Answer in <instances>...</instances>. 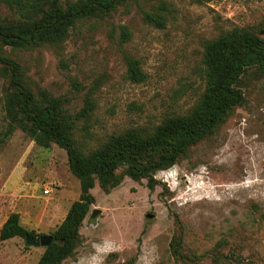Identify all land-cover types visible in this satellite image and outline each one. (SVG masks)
Wrapping results in <instances>:
<instances>
[{"label":"rangeland","instance_id":"obj_1","mask_svg":"<svg viewBox=\"0 0 264 264\" xmlns=\"http://www.w3.org/2000/svg\"><path fill=\"white\" fill-rule=\"evenodd\" d=\"M66 8L73 0H59ZM159 14L163 25L145 19ZM25 19L0 2V24ZM233 27L264 36V0H125L76 19L64 35L3 45L22 82L59 99L83 150L129 128L151 129L187 113L202 94L203 46ZM134 57L146 78H127ZM234 106L176 163L148 179L123 178L105 191L94 176L93 203L72 253L61 264H264V63L250 67ZM0 76V136L9 122ZM88 108L87 115L83 110ZM43 188L50 193L44 194ZM80 195L66 150L35 143L18 124L0 148V228L11 212L35 236L51 234ZM94 208L100 210L91 217ZM44 247L0 239V264H36Z\"/></svg>","mask_w":264,"mask_h":264},{"label":"trees","instance_id":"obj_2","mask_svg":"<svg viewBox=\"0 0 264 264\" xmlns=\"http://www.w3.org/2000/svg\"><path fill=\"white\" fill-rule=\"evenodd\" d=\"M122 1L125 0H73L64 8L59 0H0L25 19L18 30L7 31L0 24V76L8 80L4 106L9 120L0 136V148L18 124L38 145L49 147L53 142L65 149L69 168L80 181L79 198L72 202L63 220L51 233L52 241L44 247L36 264H61L72 253L81 222L93 203L90 189L94 186V176L100 186L109 191L123 178L116 169L126 165L125 173L129 177L135 180L146 177L152 187L155 171L176 163L189 146L209 134L234 106L245 101L238 83L250 67L264 63V36L246 27L226 30L204 42L205 87L187 113L164 117L149 130L129 128L112 134L96 147L83 150L74 138L77 117H70L59 99L44 92L37 98L23 84L20 65L2 55V46L64 35L76 19L98 11L108 12ZM144 17L149 22L163 25L159 14L145 12ZM126 62L129 80L140 82L146 78L138 59L128 56ZM88 108L82 111L83 114L87 115ZM26 235L35 236L33 231L20 224L19 214L11 212L0 228V239L25 238Z\"/></svg>","mask_w":264,"mask_h":264},{"label":"water","instance_id":"obj_3","mask_svg":"<svg viewBox=\"0 0 264 264\" xmlns=\"http://www.w3.org/2000/svg\"><path fill=\"white\" fill-rule=\"evenodd\" d=\"M99 212H100L99 209L94 208L91 212V217H95ZM24 239L26 244L28 245L46 247L52 241V235L51 234H43L40 236L26 235Z\"/></svg>","mask_w":264,"mask_h":264},{"label":"built area","instance_id":"obj_4","mask_svg":"<svg viewBox=\"0 0 264 264\" xmlns=\"http://www.w3.org/2000/svg\"><path fill=\"white\" fill-rule=\"evenodd\" d=\"M49 191H50L49 188H43V193L44 194H46V195L49 194L50 193Z\"/></svg>","mask_w":264,"mask_h":264}]
</instances>
